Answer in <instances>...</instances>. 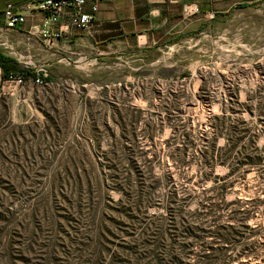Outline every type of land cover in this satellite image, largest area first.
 <instances>
[{"label":"rangeland","instance_id":"rangeland-1","mask_svg":"<svg viewBox=\"0 0 264 264\" xmlns=\"http://www.w3.org/2000/svg\"><path fill=\"white\" fill-rule=\"evenodd\" d=\"M225 19L146 55L11 37L2 53L48 82L0 77V264H123L131 217L160 214L169 194L189 209L245 202L264 264V164L224 177L207 160L238 136L264 158V4Z\"/></svg>","mask_w":264,"mask_h":264},{"label":"trees","instance_id":"trees-1","mask_svg":"<svg viewBox=\"0 0 264 264\" xmlns=\"http://www.w3.org/2000/svg\"><path fill=\"white\" fill-rule=\"evenodd\" d=\"M0 69L1 82L6 81L10 74L31 78L35 74L29 69H18L16 61L2 52ZM44 82L47 83L48 79L44 78ZM127 111L125 108L124 113ZM252 137L244 143L242 136L229 139L227 156L210 153L207 160L229 168L224 177L240 168L247 171L262 166L264 158L255 146L256 137ZM168 196L170 201L160 204L163 209L160 214H152L142 221L137 215L131 217L132 235L137 236L125 246L130 260L123 264H231L234 261L251 264L257 256L258 247L254 246L257 235L247 223L251 211L244 207L245 202L194 201V207L189 209L191 201H173L174 195ZM141 204L142 201H135V209L140 210ZM260 245L264 246V241ZM119 248L124 249L121 245ZM117 260L121 264V260Z\"/></svg>","mask_w":264,"mask_h":264},{"label":"crops","instance_id":"crops-1","mask_svg":"<svg viewBox=\"0 0 264 264\" xmlns=\"http://www.w3.org/2000/svg\"><path fill=\"white\" fill-rule=\"evenodd\" d=\"M42 1L0 0V52L5 47L15 48L11 37L27 35L35 39L27 34V30L41 22L43 15L38 6ZM7 4L12 5L17 14L24 15L23 24L4 28L3 12ZM185 4L195 5L199 14L182 17L181 8ZM262 4L264 0H100L90 29L79 32L69 27L50 51L61 49L69 55L75 51L84 54L103 52V56H108L127 48L142 55L154 54L168 45L175 46L179 39L191 35L201 25L212 27L217 21L224 22L230 13ZM68 21V15H64L58 26L66 25Z\"/></svg>","mask_w":264,"mask_h":264},{"label":"built area","instance_id":"built-area-1","mask_svg":"<svg viewBox=\"0 0 264 264\" xmlns=\"http://www.w3.org/2000/svg\"><path fill=\"white\" fill-rule=\"evenodd\" d=\"M100 0H43L38 10L42 13V20L38 25H33L27 30L29 36L34 37L45 46L52 47L57 43L64 30L69 27L74 31L85 32L95 22ZM181 14L184 18H189L199 14V9L193 4H185L181 8ZM68 15V24L58 26L59 20ZM4 28L11 29L16 25L23 24L24 15L17 14L12 5L7 4L3 12ZM45 74L43 71L35 72L31 78L36 86L43 85ZM1 77V70H0ZM24 76L20 74H10L8 79L2 83L19 86L25 82Z\"/></svg>","mask_w":264,"mask_h":264}]
</instances>
